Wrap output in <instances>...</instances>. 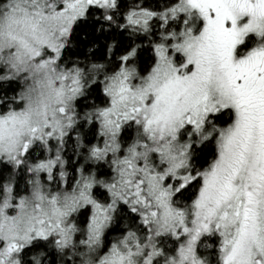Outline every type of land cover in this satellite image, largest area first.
<instances>
[{
  "label": "snow or ice",
  "instance_id": "1",
  "mask_svg": "<svg viewBox=\"0 0 264 264\" xmlns=\"http://www.w3.org/2000/svg\"><path fill=\"white\" fill-rule=\"evenodd\" d=\"M0 264H264V0H0Z\"/></svg>",
  "mask_w": 264,
  "mask_h": 264
}]
</instances>
